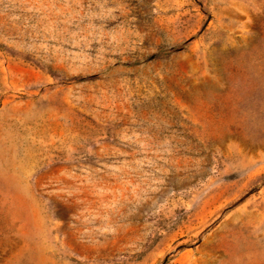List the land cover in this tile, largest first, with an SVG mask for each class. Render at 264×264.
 Listing matches in <instances>:
<instances>
[{
    "label": "rangeland",
    "instance_id": "374dc122",
    "mask_svg": "<svg viewBox=\"0 0 264 264\" xmlns=\"http://www.w3.org/2000/svg\"><path fill=\"white\" fill-rule=\"evenodd\" d=\"M0 264H264V0H0Z\"/></svg>",
    "mask_w": 264,
    "mask_h": 264
}]
</instances>
